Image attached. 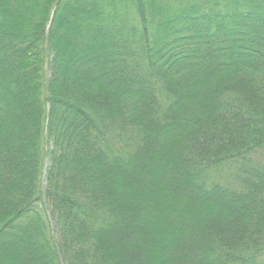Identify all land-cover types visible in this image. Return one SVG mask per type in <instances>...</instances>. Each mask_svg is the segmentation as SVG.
Wrapping results in <instances>:
<instances>
[{"label": "trees", "instance_id": "1", "mask_svg": "<svg viewBox=\"0 0 264 264\" xmlns=\"http://www.w3.org/2000/svg\"><path fill=\"white\" fill-rule=\"evenodd\" d=\"M0 264H264V0H0Z\"/></svg>", "mask_w": 264, "mask_h": 264}, {"label": "rangeland", "instance_id": "2", "mask_svg": "<svg viewBox=\"0 0 264 264\" xmlns=\"http://www.w3.org/2000/svg\"><path fill=\"white\" fill-rule=\"evenodd\" d=\"M80 8L85 9V7L82 5V3L80 4ZM99 37H105V36H99ZM67 41L69 42L70 46L67 48L69 54L66 53V55H69L70 56V55H73L74 52H75V49H76V47L74 45L75 44V41H73V40H67ZM66 52H67V50H66Z\"/></svg>", "mask_w": 264, "mask_h": 264}]
</instances>
